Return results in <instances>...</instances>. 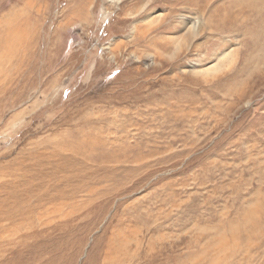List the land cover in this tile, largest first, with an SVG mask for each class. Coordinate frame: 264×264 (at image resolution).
<instances>
[{"label":"rangeland","instance_id":"1","mask_svg":"<svg viewBox=\"0 0 264 264\" xmlns=\"http://www.w3.org/2000/svg\"><path fill=\"white\" fill-rule=\"evenodd\" d=\"M2 2L0 264H264V0Z\"/></svg>","mask_w":264,"mask_h":264},{"label":"bare ground","instance_id":"2","mask_svg":"<svg viewBox=\"0 0 264 264\" xmlns=\"http://www.w3.org/2000/svg\"><path fill=\"white\" fill-rule=\"evenodd\" d=\"M29 1V0H28ZM243 1L244 0H235V2H234V4H235V6H237L240 10H241V8L242 7H244L245 5H244V3H243ZM213 3V2H212ZM234 4H233V6H234ZM1 6H3V2H2V0H0V8H1ZM26 6H28V5H26ZM32 6V5H31ZM206 7H208V2L206 3ZM27 9V8H26ZM23 11V10H22ZM21 11V12H22ZM26 11V10H25ZM206 11V10H205ZM29 13V12H28ZM260 21H262L263 22V20H260ZM0 22H1V20H0ZM261 22V23H262ZM5 24V23H4ZM8 25V24H7ZM263 25V24H262ZM260 30V29H259ZM16 35H17V30L14 28V30H12L11 31V33H10V39L9 40H7L6 42L8 43V42H12L13 40H14V38L16 37ZM7 38H9V35L7 36ZM256 40V39H255ZM7 43H4V44H0V49H1V52H0V60L2 59V58H6V54H7V52H9L11 49H12V46L13 45H8ZM5 44H7V45H5ZM9 49V50H8ZM5 50L7 51V52H5ZM9 56H11V54L9 53L8 54ZM7 55V56H8Z\"/></svg>","mask_w":264,"mask_h":264}]
</instances>
